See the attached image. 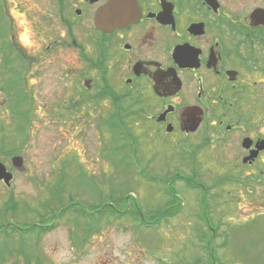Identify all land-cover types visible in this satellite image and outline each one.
Listing matches in <instances>:
<instances>
[{
	"label": "rangeland",
	"instance_id": "374dc122",
	"mask_svg": "<svg viewBox=\"0 0 264 264\" xmlns=\"http://www.w3.org/2000/svg\"><path fill=\"white\" fill-rule=\"evenodd\" d=\"M0 3V47L11 42L23 56L29 68L18 63L16 69L25 67L23 88L30 92L27 99L17 89H4L9 75L1 70L0 51V137L7 133L9 143L17 135L13 154L23 158L24 166L14 170L13 155H0V162L13 173L10 186L0 183V222L22 229L41 221L50 228L38 239L32 234L0 238L2 253L10 249L16 255L22 249L27 264H264V176L233 186L229 172H219L225 161L207 156L201 167L211 177L182 172L191 182L207 186L205 192L182 188L168 202L165 185L176 172L164 142L139 138L123 152L120 138L112 134L100 145L94 125L87 124L88 113L61 110V97L65 105L71 97L69 78L62 88L63 74L78 64L74 50L56 42L60 30L53 32L47 21L50 0ZM28 103L24 139L21 132L14 134V113L21 114ZM130 134L136 137L131 126ZM152 157L169 163L167 175L156 170L155 162L154 169L149 165ZM11 198L17 204L15 212L9 208ZM201 199L205 203L199 206ZM115 208L124 209L125 215L111 217ZM134 210L146 220L135 219ZM4 264L24 260L20 254L16 262L10 258Z\"/></svg>",
	"mask_w": 264,
	"mask_h": 264
},
{
	"label": "flooded vegetation",
	"instance_id": "af4514ba",
	"mask_svg": "<svg viewBox=\"0 0 264 264\" xmlns=\"http://www.w3.org/2000/svg\"><path fill=\"white\" fill-rule=\"evenodd\" d=\"M117 2L132 5L134 17L97 27L96 13ZM50 3L47 21L60 30L56 42L72 48L78 64L63 74L71 97L69 105L61 97V110L88 113L100 145L112 134L123 152L124 137L135 145L139 138L164 142L176 172L165 185L168 202L182 188L205 192L207 186L182 172L211 177L201 167L207 156L225 161L219 172L228 171L233 186L264 176V0ZM112 124L119 129L113 132ZM148 161L164 175L170 170L155 157Z\"/></svg>",
	"mask_w": 264,
	"mask_h": 264
},
{
	"label": "trees",
	"instance_id": "16d2710c",
	"mask_svg": "<svg viewBox=\"0 0 264 264\" xmlns=\"http://www.w3.org/2000/svg\"><path fill=\"white\" fill-rule=\"evenodd\" d=\"M1 6V3H0ZM1 9V7H0ZM7 44V43H6ZM7 47V48H6ZM0 51L3 52V68H1V70H5V74L7 73L9 75V77H7L4 83V89L5 90H18L19 91V96H25L27 97V99L30 97L29 94L27 93V90L23 88V84H26L27 86V81H26V69H24L25 67H23V69L18 70L16 69V65L18 63H22V65H26L24 58L22 55H20L21 53H19V51L15 50L14 47L12 48V44L11 42H9V44L7 46L4 47L1 46L0 47ZM12 63H14L15 66L12 65ZM27 66V65H26ZM23 78V79H22ZM2 89V88H1ZM10 96H12V94H9ZM8 95L9 98H12ZM30 99V98H29ZM13 102H15V99H13ZM29 104V103H28ZM28 110H31V104H29L27 106V108L24 107V111L21 114H17L14 113L17 118H16V122H15V133H20L22 134V136H24L23 138L25 139L26 137V126L27 124H25V122L27 120V112ZM120 126L119 124H112V131L114 132L115 130L119 129ZM1 137H0V155H5L6 157L14 155V150H17L16 147H14V140L16 138V134L14 136V140L11 142H7L6 139V134L1 133ZM13 134V135H14ZM5 135V136H4ZM24 139L22 141H24ZM24 143V142H22ZM133 142H129L127 143V141H125V144L123 146V149H129ZM72 201V199L70 200ZM53 203H55V200L53 201ZM60 203V201H58L57 205ZM71 208H74V204L70 205ZM17 207V204L12 200H9V208L13 209V211L15 212V209ZM56 208V204L53 205V210L54 211ZM68 210V206L61 209L59 211V213L57 215L53 214V216L55 215L57 218H59L62 214L66 213ZM124 210V209H123ZM13 212V213H14ZM35 213L37 214V211H35ZM49 213V212H47ZM135 216V218L137 217V210H134L133 213ZM76 215V214H75ZM42 216V215H40ZM114 216V214H113ZM55 217V218H56ZM50 220H53V218H50ZM38 225L35 224H31L30 226L22 229H18L15 226H12L11 224H6V222H0V233H4L5 238H11L13 237V234H17L19 236H25L28 235L30 236L31 234L34 235L35 238L38 239L39 235L43 234L46 232V230L50 229L48 226H44L43 222H38ZM25 234V235H24ZM19 249V248H18ZM0 248V264H4L6 263L7 260H9L10 258H14L15 262L17 261V258H19L20 254L23 257L24 260V264H27V254L23 253L22 249H19L15 254H12L13 251L10 249H6L5 253L1 252ZM36 264H40L39 261H37Z\"/></svg>",
	"mask_w": 264,
	"mask_h": 264
},
{
	"label": "water",
	"instance_id": "95a60500",
	"mask_svg": "<svg viewBox=\"0 0 264 264\" xmlns=\"http://www.w3.org/2000/svg\"><path fill=\"white\" fill-rule=\"evenodd\" d=\"M126 9L129 10L127 14H125ZM135 14H136V7H135ZM137 16V14H136ZM133 18L134 11L133 7L127 2H117L113 3V5H106L105 7L101 8L95 15V24L99 28L107 27H118L121 21L124 18ZM11 165L16 170L23 169V160L20 156H14L11 158ZM12 174L6 171L5 166L0 163V181L6 186L10 185V181L12 180Z\"/></svg>",
	"mask_w": 264,
	"mask_h": 264
}]
</instances>
